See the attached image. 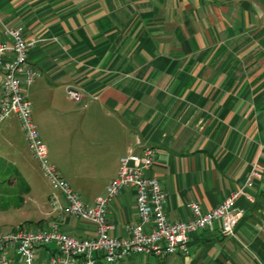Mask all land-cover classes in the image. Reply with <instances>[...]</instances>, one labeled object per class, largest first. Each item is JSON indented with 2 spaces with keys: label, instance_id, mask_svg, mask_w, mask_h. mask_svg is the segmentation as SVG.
Masks as SVG:
<instances>
[{
  "label": "crops",
  "instance_id": "1",
  "mask_svg": "<svg viewBox=\"0 0 264 264\" xmlns=\"http://www.w3.org/2000/svg\"><path fill=\"white\" fill-rule=\"evenodd\" d=\"M5 26L32 43L27 61L39 75L22 91L33 122L54 131L52 114L68 117L76 157L65 180L85 203L104 193L118 158L141 144L155 149L147 174L167 193L168 220H187L188 201L218 205L255 160L261 164L236 201L243 212L233 236L215 222L191 233L186 255L133 254L117 264L148 256L162 264H264V0H0V41ZM67 88L80 99H69ZM18 130L16 139L0 135V154L13 161L20 141L29 153ZM21 182L37 225L55 221L70 236H94L90 222L52 207L51 188L42 194L23 175ZM105 215L109 235H126L135 221L132 188L123 187Z\"/></svg>",
  "mask_w": 264,
  "mask_h": 264
},
{
  "label": "built area",
  "instance_id": "2",
  "mask_svg": "<svg viewBox=\"0 0 264 264\" xmlns=\"http://www.w3.org/2000/svg\"><path fill=\"white\" fill-rule=\"evenodd\" d=\"M3 33L6 39L0 41V122L8 116L15 118L39 172L57 193L50 197L52 207L90 222L94 236H70L55 221L45 228L17 226L0 232V264H112L133 254L186 255L191 233L212 228L215 222L222 234L234 235L243 212L236 201L261 176L258 160L252 163L243 185L218 205L204 209L198 201H188L191 216L187 220H168L164 210L167 193L156 177L147 174L155 149L141 144L139 152L129 151L118 158L116 174L105 185L104 193L91 204L85 203L49 160L22 91L23 85H29L39 75L27 61L32 43L22 37L18 27L5 26ZM66 94L73 101L80 99L75 89L67 88ZM123 187L133 190L135 221L126 224V235L115 237L108 233L111 224L106 219V206ZM39 247L45 248L42 257L37 255Z\"/></svg>",
  "mask_w": 264,
  "mask_h": 264
},
{
  "label": "rangeland",
  "instance_id": "3",
  "mask_svg": "<svg viewBox=\"0 0 264 264\" xmlns=\"http://www.w3.org/2000/svg\"><path fill=\"white\" fill-rule=\"evenodd\" d=\"M51 119L55 127L54 131H50L42 120L40 124L36 117H34V122L46 146L49 160L54 163L62 173V177L66 179L65 173L72 174V163L76 157L73 153L72 139L65 130L67 129L68 117L53 113ZM0 129L2 130V132L0 130V135L6 132L15 139L19 135L18 125L13 116H8L2 120ZM17 146L18 154L15 161L10 159V155L0 154V232H6L17 226L26 228L41 226V228H45L44 225H37L38 221H34L36 217L34 209H30L21 201L23 197L30 195L21 186V175L25 179H29V183L32 181L42 194H46L50 190V186L39 172L35 160L30 157L24 142L20 141ZM141 260H137L136 264H162L159 259L153 256L146 257L144 262Z\"/></svg>",
  "mask_w": 264,
  "mask_h": 264
}]
</instances>
